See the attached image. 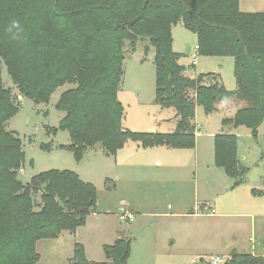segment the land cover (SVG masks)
Masks as SVG:
<instances>
[{"label":"trees","instance_id":"trees-1","mask_svg":"<svg viewBox=\"0 0 264 264\" xmlns=\"http://www.w3.org/2000/svg\"><path fill=\"white\" fill-rule=\"evenodd\" d=\"M178 21L197 36L203 54L234 57L235 91L217 73L186 74L172 49ZM142 36L155 50L156 103L176 109L173 133L123 126L125 108L117 95L126 41L135 50ZM2 63L20 95L41 102L65 83L76 85L58 106L66 113L60 129L73 136L71 145L61 147L77 158L94 141L108 154L130 140L145 148H195L197 105L210 114L232 96L247 105L224 125L256 131L264 120V11L244 12L239 0H0V264H37L36 241L75 232L97 203L94 186L70 170L41 172L27 184L18 179L23 144L6 124L19 104L12 87L4 86ZM215 163L234 174L237 184L244 181L249 169L238 158L236 135H216ZM104 248L106 262L82 255L70 264H128L132 240L120 238ZM224 264H264V255L233 252Z\"/></svg>","mask_w":264,"mask_h":264},{"label":"rangeland","instance_id":"rangeland-1","mask_svg":"<svg viewBox=\"0 0 264 264\" xmlns=\"http://www.w3.org/2000/svg\"><path fill=\"white\" fill-rule=\"evenodd\" d=\"M244 12L264 11V0H239ZM172 49L190 77L217 73L228 91H235L233 56L188 53L197 36L181 21L172 26ZM124 80L117 98L125 108L123 126L134 132L173 133L176 109L156 103L155 50L149 38H139L135 50L126 41ZM196 59V64L193 61ZM3 83L18 98L19 110L6 124L23 144L24 163L18 179L27 184L48 170H70L97 191L92 213L73 233L36 241L37 264H70L84 255L106 262L105 246L120 238L132 240L128 264H210L233 252L264 255V120L254 131L247 125H224L247 101L231 97L208 114L196 108L195 148H145L130 140L115 154L99 141L82 151L80 158L61 146L71 145L70 130L60 129L65 111L58 106L65 83L48 103L20 95L2 63ZM20 95V96H19ZM19 96V97H18ZM234 134L237 154L249 171L237 178L215 163V137ZM134 213L131 222L121 213Z\"/></svg>","mask_w":264,"mask_h":264},{"label":"built area","instance_id":"built-area-1","mask_svg":"<svg viewBox=\"0 0 264 264\" xmlns=\"http://www.w3.org/2000/svg\"><path fill=\"white\" fill-rule=\"evenodd\" d=\"M198 50H199V46L196 45L195 48L192 49L190 53H192L193 56L195 57ZM195 64H196V59L193 61V65H195ZM133 217L134 216L130 213H121V215H120V219L124 222L125 221L131 222L133 220ZM225 262H226V258L223 256H220V255L215 256V257L211 258V260H210V264H224Z\"/></svg>","mask_w":264,"mask_h":264},{"label":"crops","instance_id":"crops-1","mask_svg":"<svg viewBox=\"0 0 264 264\" xmlns=\"http://www.w3.org/2000/svg\"><path fill=\"white\" fill-rule=\"evenodd\" d=\"M241 161V163H242V160H240ZM243 164V163H242ZM128 213H130V214H132L134 217H135V215H134V213H132V212H128ZM121 215V214H120ZM221 256V255H220ZM225 257V256H224Z\"/></svg>","mask_w":264,"mask_h":264},{"label":"water","instance_id":"water-1","mask_svg":"<svg viewBox=\"0 0 264 264\" xmlns=\"http://www.w3.org/2000/svg\"><path fill=\"white\" fill-rule=\"evenodd\" d=\"M187 51H188V53H190L191 52V47H188V50Z\"/></svg>","mask_w":264,"mask_h":264},{"label":"clouds","instance_id":"clouds-1","mask_svg":"<svg viewBox=\"0 0 264 264\" xmlns=\"http://www.w3.org/2000/svg\"><path fill=\"white\" fill-rule=\"evenodd\" d=\"M13 27H19V26H18L17 24L14 23V24H13ZM10 30H11V29H10Z\"/></svg>","mask_w":264,"mask_h":264}]
</instances>
